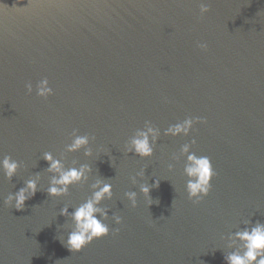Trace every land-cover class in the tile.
Here are the masks:
<instances>
[{
    "label": "water",
    "instance_id": "95a60500",
    "mask_svg": "<svg viewBox=\"0 0 264 264\" xmlns=\"http://www.w3.org/2000/svg\"><path fill=\"white\" fill-rule=\"evenodd\" d=\"M207 2L200 16V0H0V156L23 163L12 181L0 175V264H225L221 236L264 222V0ZM43 78L47 99L35 94ZM186 117L206 123L187 137L163 135ZM145 121L161 136L140 159L123 146ZM73 129L95 137L93 155L66 153L65 166L87 163L92 174L49 198L42 154L58 157ZM192 139L190 151L216 173L198 205L184 190V158L171 160ZM141 168L149 184L160 180L150 191L158 204L148 207L143 181L129 179ZM35 173L40 190L25 208L5 207ZM97 176L111 178L103 204L122 223L107 221L109 235L72 253L61 242L71 222L59 210L83 202ZM126 191L137 192L135 208Z\"/></svg>",
    "mask_w": 264,
    "mask_h": 264
},
{
    "label": "clouds",
    "instance_id": "9594fccd",
    "mask_svg": "<svg viewBox=\"0 0 264 264\" xmlns=\"http://www.w3.org/2000/svg\"><path fill=\"white\" fill-rule=\"evenodd\" d=\"M209 11L207 0H200L199 13L203 16ZM197 47L202 51H207V43L201 42ZM27 94H31L33 87L31 83L25 84ZM36 96L47 99L53 94L52 88L49 86L47 78L41 79L35 88ZM204 124L206 121L201 117H186L183 121L170 124L163 131L164 136H182L187 137L190 131H194V125ZM161 136V130L155 127L150 121H145L142 129H137L134 134L125 142L124 152L139 157L140 159H148L153 156L154 149L158 139ZM70 143L66 144L63 152L59 156H54L52 152L46 151L42 154L41 159L47 163L44 169L48 173L47 187L43 190L49 198L66 197L69 195V189L74 185L83 186L89 181L92 174V167L87 163H80L76 160L71 161V165L65 166V154L74 153L83 149L85 157L93 155L92 148L89 147L90 140H94V136L88 134L80 135L78 130L73 129L69 134ZM196 144V140L192 139L180 146L178 153L171 156V160L179 161L184 158L183 175L186 177L184 190L187 199L193 205L201 203L204 197L208 196L211 190V180L216 175L213 170L211 160L206 155H197L190 149ZM99 151V149H98ZM110 163L113 164L107 152ZM78 165V166H77ZM23 167L22 162H18L9 155L0 156V175L5 180L12 181L18 170ZM169 172L173 170V164L167 165ZM145 169L141 168L129 179L133 185H137L138 180L143 181L138 185L139 193L145 197L147 206L153 203L158 204V200H153L150 196L151 189L158 188L160 180L153 179L149 184L144 179ZM41 176L39 173L30 175L23 181V186L17 191L10 192L3 198L5 207L14 208L17 211L25 208V202L32 199L36 192L40 190L39 183ZM111 178L95 177L88 188V195L83 202L76 206L65 203L59 210V214L65 217L71 223L68 225L66 239L61 242L72 253L80 252L85 246L93 240L100 239L109 235L110 228L107 221L111 220L114 224L120 225L122 218L115 212L109 216L110 209L103 204L104 201H110L113 198L112 184L109 182ZM124 197L129 206L135 208L137 206V192L126 191ZM70 207L72 208L69 211ZM244 227L239 228L235 232L229 233L227 237L221 236L225 240V248L230 251L224 252L223 259L225 264H264V222L251 220L243 222ZM119 228H112L111 234L117 235Z\"/></svg>",
    "mask_w": 264,
    "mask_h": 264
}]
</instances>
